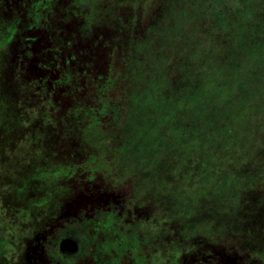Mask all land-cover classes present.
I'll use <instances>...</instances> for the list:
<instances>
[{
    "label": "flooded vegetation",
    "instance_id": "flooded-vegetation-1",
    "mask_svg": "<svg viewBox=\"0 0 264 264\" xmlns=\"http://www.w3.org/2000/svg\"><path fill=\"white\" fill-rule=\"evenodd\" d=\"M137 2L0 0V264H264L261 198L225 235L185 237L153 193L92 161L81 112L125 100Z\"/></svg>",
    "mask_w": 264,
    "mask_h": 264
},
{
    "label": "rangeland",
    "instance_id": "rangeland-1",
    "mask_svg": "<svg viewBox=\"0 0 264 264\" xmlns=\"http://www.w3.org/2000/svg\"><path fill=\"white\" fill-rule=\"evenodd\" d=\"M236 1L166 0L133 45L125 100L81 112L92 161L153 193L185 237L225 235L264 183V0Z\"/></svg>",
    "mask_w": 264,
    "mask_h": 264
},
{
    "label": "trees",
    "instance_id": "trees-1",
    "mask_svg": "<svg viewBox=\"0 0 264 264\" xmlns=\"http://www.w3.org/2000/svg\"><path fill=\"white\" fill-rule=\"evenodd\" d=\"M165 1L166 0H138L137 8L139 13V31L138 34H132L131 36L127 34L122 37V42L121 44L119 43L120 46L119 48L123 60L130 61L131 58L129 54L133 43H135L138 38L140 39V37H143L144 32H142V30L144 31L146 28L152 25L156 21V19L160 17L161 10L164 7ZM231 3L235 4L234 11L237 12L239 9L238 2L236 0L234 1L231 0ZM135 11H136V7H135ZM262 194H264L263 182L256 184L251 189H248L242 198L244 199V202L246 203L250 202L252 204L255 202V200H259L261 198L260 200H262V202L264 203L263 197L260 196Z\"/></svg>",
    "mask_w": 264,
    "mask_h": 264
}]
</instances>
